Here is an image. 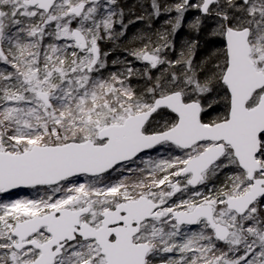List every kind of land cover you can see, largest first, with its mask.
<instances>
[{"label": "snow or ice", "instance_id": "snow-or-ice-1", "mask_svg": "<svg viewBox=\"0 0 264 264\" xmlns=\"http://www.w3.org/2000/svg\"><path fill=\"white\" fill-rule=\"evenodd\" d=\"M16 189L0 264H264V0H0Z\"/></svg>", "mask_w": 264, "mask_h": 264}, {"label": "trees", "instance_id": "trees-1", "mask_svg": "<svg viewBox=\"0 0 264 264\" xmlns=\"http://www.w3.org/2000/svg\"><path fill=\"white\" fill-rule=\"evenodd\" d=\"M121 2L123 4H132L134 2V0H121ZM169 2H174V0H169ZM150 10V9H149ZM194 11H190L188 13H186L185 15V22L182 25L181 29L177 31L176 33V43L177 46H179V44L183 43L186 40L192 39L196 34L192 29L187 28L185 25L189 22H192L195 18V12ZM171 16H175V12L170 14ZM165 19V16H161L160 18L154 20V26L155 27H160L162 21ZM214 25L211 22L206 23L205 25H202L201 31L202 33H206L208 32ZM141 25L139 24H133L130 25L129 27V33H132L134 31H136L138 28H140ZM209 40V37L207 36H201V43L203 45V47H200L196 53L197 58L203 57L207 54H210V44L207 43V41ZM106 48H112L113 45L111 42L107 43L105 45ZM117 56L123 57V53L119 50H113L109 56V61H111L112 59L116 58ZM1 199H3L4 197H0Z\"/></svg>", "mask_w": 264, "mask_h": 264}, {"label": "rangeland", "instance_id": "rangeland-1", "mask_svg": "<svg viewBox=\"0 0 264 264\" xmlns=\"http://www.w3.org/2000/svg\"><path fill=\"white\" fill-rule=\"evenodd\" d=\"M34 195H36L35 191L31 190V191H26L24 193L17 194V195L11 196V197L12 198H29V197L34 196ZM0 197H3V196L0 195Z\"/></svg>", "mask_w": 264, "mask_h": 264}, {"label": "water", "instance_id": "water-1", "mask_svg": "<svg viewBox=\"0 0 264 264\" xmlns=\"http://www.w3.org/2000/svg\"><path fill=\"white\" fill-rule=\"evenodd\" d=\"M32 189H16V190H13L12 193H5V194H0L1 196L3 197H11V196H14V195H17V194H21V193H24L26 191H31Z\"/></svg>", "mask_w": 264, "mask_h": 264}]
</instances>
